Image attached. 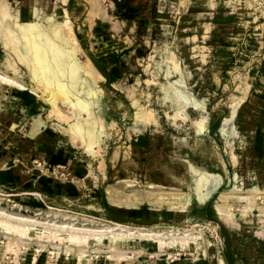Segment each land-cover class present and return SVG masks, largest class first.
<instances>
[{
	"label": "rangeland",
	"instance_id": "rangeland-1",
	"mask_svg": "<svg viewBox=\"0 0 264 264\" xmlns=\"http://www.w3.org/2000/svg\"><path fill=\"white\" fill-rule=\"evenodd\" d=\"M5 2L23 20L37 6L35 18L44 26L52 18L76 51L66 54L68 47L48 44L50 34L34 38L25 28L17 45L0 22V75L28 89L0 82V100L11 89L19 98L0 116V170L8 168V177L0 176V264H264V0ZM42 52L62 79L94 81L91 112L105 129L100 138L96 128L84 135L94 152L72 144L70 124L91 116L77 115L69 88L46 77ZM75 55L79 65L72 68ZM180 77L206 111L180 107L170 94L167 82ZM33 118L42 119L40 134L66 165L51 168L53 179L76 196L47 195L25 183L34 178L28 169L36 157L22 148L37 138L27 133ZM228 127L237 133H223ZM200 172L219 175L203 200ZM138 195L147 202L126 209ZM118 223L188 233L189 241L157 246L106 238L102 245L83 236Z\"/></svg>",
	"mask_w": 264,
	"mask_h": 264
},
{
	"label": "bare ground",
	"instance_id": "bare-ground-1",
	"mask_svg": "<svg viewBox=\"0 0 264 264\" xmlns=\"http://www.w3.org/2000/svg\"><path fill=\"white\" fill-rule=\"evenodd\" d=\"M8 4L5 2V0L0 2V22H1V24H3V22H5V25H4L5 29L4 28L3 29L5 31H7V34L9 35L11 40L13 42H16L15 44H17V42H19L17 45L21 44L19 30L22 29V28H25V29H29L30 33L32 31L33 35L35 36L34 37L32 35L34 38H36V36H41V38H42L45 35L50 34L48 39H47L48 40V44H51V45L56 44L61 49H62V47H65V48L68 47V49H63L62 50L66 54H68V53L70 54V53L74 52L75 49L71 48L70 44H68L66 42V40H64V39L62 40L61 39L60 34H58V32L60 30H59V28H55V23H53L54 21H53L52 18H50V17L46 18V22L49 24V26H44L43 23L40 22L41 21V17L35 18V16L39 15L38 10H37V6H34V7L30 8L29 12H28L29 16L27 17L26 20H23L21 12L18 9H16L15 11H12L13 9H11V6L9 7ZM4 19H6V21H3ZM10 38H9V42H8L9 45L12 44V43H10ZM35 43H37V42H35ZM30 44H32V43H30ZM69 46H70V48H69ZM21 48H22V50H24V48H25L23 43H22V47ZM42 53H43V55L41 57V59H42L41 61L44 64V67H46V72H45L46 77L50 81H53L54 83H57L60 86L61 85H65V87L67 86L69 88L70 92L74 96V100L72 101V106H73L72 108H74L77 111V115L81 114L83 112L84 113L86 112L89 116H91V117L87 118L85 120V122H83L81 120H78V121L70 124V131H67V133L69 134V138H71L72 144L81 147L87 153L94 152L95 151V149H94L95 146H92V144L89 143V141H86L87 139L85 140V136L84 135H86L88 133H93L92 131L97 132L96 129H98L99 134H97V135H98L99 138H100L101 135H103L105 133L104 125H102V123H101L102 120H100L98 117H96L94 115V113L91 112V110H93L92 107H93L94 103L96 104V102L98 101L97 100L98 99V95H97V92H96V90H95V88L93 86V82L94 81L92 82V80L90 78H88L87 76L86 77L85 76L73 77L72 75H71V77H66L65 79H62L61 76H60V71L58 70V68H56V66L54 65V62H52V60H50V58L48 56H46L45 52H42ZM76 62H77V56L75 55L74 58H71L70 60H68V66L72 65V64H76ZM76 65L78 67L79 64H76ZM42 67L43 66L41 65V68ZM70 67L74 68L73 65L70 66ZM83 68L82 69L79 68V69L83 70ZM75 69H76V67H75ZM40 73H42V72H40ZM0 82H3L5 84H7V85L15 87V88H17L20 91H28L26 86L21 84V83H19L16 79L14 80L12 78L0 75ZM182 83H183V80H182L181 77L176 79V80H174V81H168L167 82V84L171 88L170 94L177 100V102L180 105V107L182 105H184V106H189V107L197 108V109L200 108L202 111H206V107H205L206 104L201 99L196 98L191 93V91L184 90L182 88ZM230 122L231 121H228V120L226 121V123L228 125L230 124ZM204 128L205 127H204V124H203V121H202L198 125L197 132L198 133L204 132V130H205ZM222 130H223V132L227 133V131L229 130V127L227 129L223 128ZM79 140L81 141V143H80ZM192 170H194V169H192ZM195 172L197 173L198 171L196 170ZM200 173L201 174L198 177H199V182L202 183V187H204L207 184L209 186L212 181H215V178H216L215 176L210 175V174H205L203 172H200ZM212 189H211V191H212ZM207 190H209V188ZM208 193H210V192H208ZM143 198H144V195H143ZM138 199H140V198H138ZM113 200H114V198H113ZM137 201H140V200H137ZM120 202L121 201H119L118 204ZM141 202H142V200H141ZM115 204H116V202H115ZM135 206H137V205H135ZM2 214H5V213H0V215H2ZM2 220H0V221H2ZM17 220L25 221V220H28V219H26L24 217H19V219H17ZM3 221H5V220H3ZM28 222H31V221H28ZM6 224H7V221H6ZM8 225H9V222H8ZM13 225H12V227L14 228L15 225L14 226ZM19 226H20V224H19ZM19 226L18 227L16 226V227L21 229L22 226L21 227H19ZM61 226H62V228H71L70 225H61ZM16 227L14 229L19 230ZM26 227H24V228L22 227V229H24V231H26L25 230ZM33 228H35V227H33ZM140 228H137V229L133 228L132 229V228H129V227L121 225V224H115L114 226H111V227L105 228V229H98V230L87 229L88 233L83 234V236H85V235L87 236V237L85 236L86 240H88V238H91V239H94L95 241H97L98 243H101L102 245L104 243V239H106V238H108V240L111 242V244H118V243H120V241L123 244H126V243L130 244L135 239V240H138V241L139 240L151 241L157 246H165V245H168V244L172 246V245H178L180 243L181 244L187 243L189 241L188 233L187 234H182V236H181L179 234L177 235L176 232L172 231V230L171 231L169 230L168 233H164L162 231H152V230H145V229H140ZM143 230H145L147 232H143ZM177 233H178V231H177ZM165 234L168 235V236H165ZM77 236H79V235H77ZM81 237H82V235L80 236V238Z\"/></svg>",
	"mask_w": 264,
	"mask_h": 264
},
{
	"label": "crops",
	"instance_id": "crops-1",
	"mask_svg": "<svg viewBox=\"0 0 264 264\" xmlns=\"http://www.w3.org/2000/svg\"><path fill=\"white\" fill-rule=\"evenodd\" d=\"M6 88H1L0 91V96H2L3 98H5V93H6ZM18 91V89H17ZM20 92V90H19ZM25 92V91H23ZM22 93V92H20ZM4 94V95H3ZM12 99H17L19 101L18 96L12 94V89L9 92V99L8 100H0V116L3 114H6V110L11 107L12 109V105L10 104ZM7 106V108H5L4 105ZM14 108V107H13ZM15 113V112H14ZM14 126H17L16 123H14ZM43 130V122L41 118H33L31 120V126L30 129L27 131L28 135L34 139H26L22 141V148L24 149H30L32 151L33 156L36 157V159H32L31 161V166L29 167V171L28 173H32L33 175V179L31 180H26L25 183L28 182H32L33 186H37L39 187V190L41 191L40 193H44L47 195H54L55 192L57 191L56 194H59V196H76L78 194V190H76L74 188L73 189H69L68 191H66L65 189H61L59 188L58 184L55 182V180L53 179L52 176V171L51 168H53L54 170H56L58 167H63L64 164L60 165L59 163H62L60 161V155H58V152H54V150H52V140L46 135V134H40L41 131ZM232 130V128H231ZM223 131V130H222ZM226 133V132H223ZM228 135H235L237 132L236 130H228L227 131ZM226 133V135H227ZM62 156V155H61ZM64 156V155H63ZM62 156V157H63ZM67 157V155H65ZM0 158L2 159L3 157L0 156ZM54 164V165H50V164ZM48 164V167H46V165ZM12 166V165H11ZM66 165H64L65 167ZM14 166H12L13 168ZM3 175L4 177H8V168L7 169H1L0 170V176ZM216 175V174H215ZM214 176V175H213ZM218 176V178H217ZM215 176V181H212L210 183V185L208 186L205 185L204 187H202V183L198 182L200 184V187L197 188V192L199 193L198 196L201 197V199H207L212 193L213 191L217 188L218 186V179H219V175ZM196 181H198L199 179L196 177ZM150 188H152V185ZM32 187V185L30 186V188ZM202 187V188H201ZM215 187V188H214ZM209 188V190H207ZM213 188V189H212ZM212 189V191H211ZM205 190V191H204ZM210 192V193H208ZM202 194H204L205 196H203ZM140 198V199H136V198ZM135 197H131L128 201H127V205H125L124 207L127 208H134V204L139 206L141 204H143L144 202H147L146 197L143 195H138ZM142 197V198H141ZM111 197L110 200H112V202H116V204H118L119 201H121L118 205L123 204L121 199H116ZM136 199V200H135ZM118 200V201H117ZM140 200V201H137ZM142 200V202H141ZM145 200V201H144ZM205 201V200H204ZM137 202V203H136ZM140 202V203H139ZM149 202V200H148ZM120 224V223H118ZM124 225V224H122ZM126 226V225H125ZM133 229V228H132Z\"/></svg>",
	"mask_w": 264,
	"mask_h": 264
}]
</instances>
